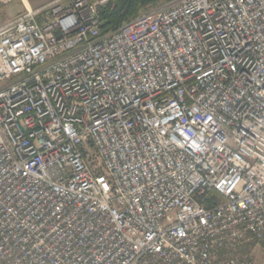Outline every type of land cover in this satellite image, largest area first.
Wrapping results in <instances>:
<instances>
[{"label": "built area", "instance_id": "2783aa9c", "mask_svg": "<svg viewBox=\"0 0 264 264\" xmlns=\"http://www.w3.org/2000/svg\"><path fill=\"white\" fill-rule=\"evenodd\" d=\"M115 1L0 23V264H252L264 0Z\"/></svg>", "mask_w": 264, "mask_h": 264}, {"label": "trees", "instance_id": "16d2710c", "mask_svg": "<svg viewBox=\"0 0 264 264\" xmlns=\"http://www.w3.org/2000/svg\"><path fill=\"white\" fill-rule=\"evenodd\" d=\"M160 0H116L113 6L105 8L103 16V32L117 28L123 22L136 17L144 7L155 4ZM174 1V0H167ZM248 251L250 249H247Z\"/></svg>", "mask_w": 264, "mask_h": 264}, {"label": "rangeland", "instance_id": "374dc122", "mask_svg": "<svg viewBox=\"0 0 264 264\" xmlns=\"http://www.w3.org/2000/svg\"><path fill=\"white\" fill-rule=\"evenodd\" d=\"M38 2H43L45 0H36ZM177 0L174 1H167V0H160L155 4L149 5L147 7H144L143 9H141V11L138 13L137 16L151 10V9H155L158 7H167L170 6L171 4L175 3ZM23 9L21 0H14L8 4H2L0 3V23H6L9 22L10 20H13L14 18H16L17 16L20 15V10ZM135 18V17H133ZM131 18V19H133ZM130 19V20H131ZM127 20V21H130ZM127 21L123 22L120 26H118L117 28L114 29H110V31H114L118 28H120L123 24H125ZM109 32V31H108ZM249 255L252 258V264H264V246L257 242L255 243L250 251H249Z\"/></svg>", "mask_w": 264, "mask_h": 264}, {"label": "crops", "instance_id": "0c3cea01", "mask_svg": "<svg viewBox=\"0 0 264 264\" xmlns=\"http://www.w3.org/2000/svg\"><path fill=\"white\" fill-rule=\"evenodd\" d=\"M52 1H54V0H45L43 2H38L36 0H21L23 9L20 10V14L25 12L28 9H35V8H38V7L45 6V5L49 4Z\"/></svg>", "mask_w": 264, "mask_h": 264}]
</instances>
